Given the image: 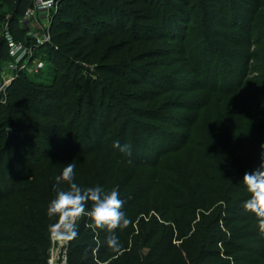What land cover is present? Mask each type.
Here are the masks:
<instances>
[{
    "label": "rangeland",
    "instance_id": "1",
    "mask_svg": "<svg viewBox=\"0 0 264 264\" xmlns=\"http://www.w3.org/2000/svg\"><path fill=\"white\" fill-rule=\"evenodd\" d=\"M139 2L138 7H121L119 20L98 39L77 32L76 25L59 26L50 43L32 52L31 63H45L39 73L24 69L23 61L13 68L8 53L0 55V222L1 212L17 213V204L25 203L20 196L33 183H43L34 170L39 163L54 164L47 170L54 179L74 162L78 179L77 169L90 165L93 155L71 150L103 144L108 151L124 136L131 155L123 153L118 163L132 174L134 192L122 196L121 211L133 231L115 230L125 244L105 264H232L235 258L224 255L222 240L212 239L215 234L230 239L229 230L209 223L228 207L220 201L223 189L240 198L233 200L234 208L230 205L232 227L245 235L238 239V260L264 264L259 218L243 208L250 198L244 174L264 162V0ZM4 14L11 17L7 10ZM1 34L0 25V42ZM48 48L59 52L54 63L47 58ZM24 72L31 75L38 99L23 107L24 115L13 114L9 106L17 97L12 89ZM13 137L18 139L8 141ZM230 156L234 165L224 164ZM231 166L233 178L225 184L223 173ZM185 169L193 173L189 184L180 176ZM177 191L193 202L192 207L186 204L189 211ZM164 192L174 197L170 205L177 208L168 207L161 218ZM175 219L178 223L168 222ZM3 230L0 223V236ZM152 233L156 236L150 240ZM85 235L107 245V230H94L92 222L77 243ZM132 245L140 263L132 261Z\"/></svg>",
    "mask_w": 264,
    "mask_h": 264
},
{
    "label": "trees",
    "instance_id": "2",
    "mask_svg": "<svg viewBox=\"0 0 264 264\" xmlns=\"http://www.w3.org/2000/svg\"><path fill=\"white\" fill-rule=\"evenodd\" d=\"M118 1L120 3L116 5L111 3V0L63 1L58 13L53 17L52 20L51 31L53 36L56 37V29L59 26L68 28L70 25H76L77 32L85 31L87 32V36H93L95 39H98L97 35L105 32V27L112 25L115 19L119 20L124 12L121 7L123 9H128L130 7L134 8L141 6L139 5L140 0ZM31 5L32 4L29 0H0V19H6L7 17L4 14V11H9L11 13V17L8 18L10 21L11 31L17 39L23 42H25L26 39L25 30L21 27L19 20L25 15V12L31 7ZM94 30L96 32H94ZM87 36L85 35L84 37L86 40L88 39ZM46 52L48 54L47 58L49 61H52L53 63L57 61V56L59 54L58 51L48 48ZM0 55L2 58L7 57V49L4 40H1L0 42ZM30 78H32L31 75H28V73L24 72L19 76V80L15 82L14 87L16 86V88L12 89L11 95L14 94L17 97V101L16 104L14 103L13 105L9 106L13 114L22 112L24 115L25 109L23 107L30 108L29 103L31 104L32 100L38 99L37 95H34L32 93V89L30 87L31 82L29 81ZM35 80L33 81L35 82ZM149 130H153V128H148L147 131L149 132ZM14 139L18 138L13 137L11 139H8V141L12 142V140ZM10 142H7V144H9ZM141 142L138 144H141ZM126 143V138L123 136L120 144L123 146ZM79 146V149H73L75 151L71 150V152L76 153L77 155L90 156L92 154L93 157H91V159H88V163H91L90 168H88L90 165L86 164L82 167L79 166L80 168H78L76 171L78 179L75 178L74 182L80 184L82 187L101 186L105 189V191L106 189H109V192L110 190H113L115 188L119 192L120 199L124 198L122 196L130 195L132 191L134 192L131 186L132 174L127 172L126 169H123V167L120 166V164L125 165L124 163H118L123 157V152H121L120 150H117L118 152L115 151V147H113L114 149L110 148L107 151V145L103 144H100L98 146H81L80 144ZM229 159H232V156L226 158L224 164H233ZM46 165L47 164L45 162L39 163V165H37L38 167L34 168L35 174L40 172V179L43 178V183L40 186L36 183H33V188L28 189L26 191V194L20 196V200L24 201L25 203H23V205L21 206L17 204V213L1 212L3 220L0 223L3 225L4 230L3 235L0 236V264H47L48 249L50 247L49 225L55 222V218L48 217L47 206L50 201L55 198L56 193L53 190L55 178L52 179L51 177H49L48 174L50 172L48 173L47 171L48 169H53L54 164H51L48 167ZM233 168L234 166H231L225 173H223L225 184L232 181V172L234 170ZM34 170H32V173L34 172ZM55 175L57 176L60 174ZM180 176L181 179H183L182 181L186 182L187 184L191 183L190 179L194 178L193 173H190L188 169H185V174ZM44 181L48 182V184H44ZM113 182L115 183L112 185ZM117 182L119 183L118 186ZM200 184L201 183H199V185L197 184V186L200 187ZM61 188L67 190V183L62 184ZM164 194V198L166 199V207L164 212L161 213V218L166 217L167 212L169 211L168 207L177 208L170 205L171 200L174 197L165 192ZM177 194H179V199L186 202L184 205V209L187 208L188 210L189 208L186 207V204H189L192 207L193 202H191V199L188 196L180 195L178 191L176 192L175 196H177ZM202 195L206 196L207 194L203 193ZM219 196L221 198L220 201H222L225 205H228V207L226 209H222L223 207L220 208L219 211H217L210 217L209 223H212V226H215V228L217 229L220 228V224L222 223L223 228H227V230H229L228 232L230 233V239H227L225 236L217 237V234H215L216 237L214 235L212 239H219L217 240V242L222 240V243L224 244V255L230 256L233 259L235 258L232 264H243L240 260H238V252L240 251L238 239L239 237L244 238L245 235L240 232L241 230L237 226L232 227L233 225L231 222L232 220H235L231 211L233 207L232 202L233 200L240 198L235 195V193L227 191V189H223L222 193ZM188 200L189 202H187ZM230 205H232V207H230ZM28 206H38L39 210H32V208ZM87 206H89V204ZM191 212L192 211H190V214H192ZM90 222L91 220L86 217L78 225L79 235L70 243V264H91L94 260H96L99 264H105L121 250L120 249L118 252H113L107 248V245H105V243L98 245L97 243L89 241L87 235H85L83 239L77 243V241L86 231V225ZM168 222L173 224L178 223L177 219ZM131 225L132 224H129L127 228L119 229V231L131 235L133 231V229L129 228V226ZM213 229L214 227L207 229V234H209ZM155 236L156 234L152 233L150 240H153ZM207 236L209 238V235ZM119 241L120 243L125 244V242L120 240V238ZM72 245L75 246L72 247ZM146 246L148 247V245H146L145 243L144 247ZM149 248L152 250L151 247ZM85 249L88 250L87 259H82ZM130 251H132L130 254L134 255V253H136L137 251V247L132 245ZM125 254L128 255V251L125 252ZM117 259H120V257H118ZM253 259L254 258L252 257L249 262H251ZM132 261H139L140 263V258L134 255ZM114 263L120 264V261L117 260V262L115 261Z\"/></svg>",
    "mask_w": 264,
    "mask_h": 264
},
{
    "label": "clouds",
    "instance_id": "3",
    "mask_svg": "<svg viewBox=\"0 0 264 264\" xmlns=\"http://www.w3.org/2000/svg\"><path fill=\"white\" fill-rule=\"evenodd\" d=\"M113 146L131 155L129 145L122 146L116 141ZM261 149H264V145H261ZM261 160L264 161V151L261 153ZM75 168L74 162L67 163L62 174L55 177L53 190L56 195L47 206L48 217L55 218V222L49 225L51 236L63 242L75 240L79 235L78 221L88 217L94 230H107V248L118 252L121 245L115 230L127 228L131 222L121 211L124 201L119 198L116 189L106 192L101 186L82 187L74 182ZM64 183L68 185L67 190L61 188ZM243 184L250 194V198L243 202V208L259 218V228L264 234V162L253 172L244 174ZM89 203L91 207L86 210ZM87 255L88 250L85 249L82 259H87Z\"/></svg>",
    "mask_w": 264,
    "mask_h": 264
},
{
    "label": "built area",
    "instance_id": "4",
    "mask_svg": "<svg viewBox=\"0 0 264 264\" xmlns=\"http://www.w3.org/2000/svg\"><path fill=\"white\" fill-rule=\"evenodd\" d=\"M32 4L19 20L21 27L25 30V42L17 39L10 28L8 18L0 19L2 40L6 45L7 53L17 68L23 61L22 67L29 72L39 73L45 68L43 61L32 62L33 51L40 45H47L52 41L51 25L53 17L58 13L61 3L65 0H29ZM1 78V76H0ZM2 87L0 81V89ZM70 242H63L50 236V247L48 249L47 264H70L69 249Z\"/></svg>",
    "mask_w": 264,
    "mask_h": 264
}]
</instances>
